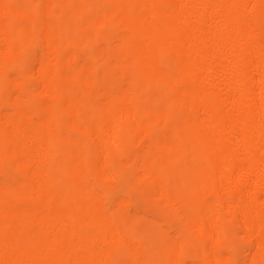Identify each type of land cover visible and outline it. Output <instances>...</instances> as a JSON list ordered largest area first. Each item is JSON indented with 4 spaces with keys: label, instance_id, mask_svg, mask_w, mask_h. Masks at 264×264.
I'll return each instance as SVG.
<instances>
[{
    "label": "bare ground",
    "instance_id": "bare-ground-1",
    "mask_svg": "<svg viewBox=\"0 0 264 264\" xmlns=\"http://www.w3.org/2000/svg\"><path fill=\"white\" fill-rule=\"evenodd\" d=\"M0 264H264V0H0Z\"/></svg>",
    "mask_w": 264,
    "mask_h": 264
}]
</instances>
